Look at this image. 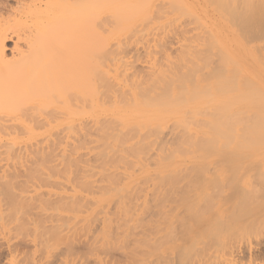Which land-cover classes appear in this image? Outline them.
<instances>
[{
  "label": "rangeland",
  "instance_id": "rangeland-1",
  "mask_svg": "<svg viewBox=\"0 0 264 264\" xmlns=\"http://www.w3.org/2000/svg\"><path fill=\"white\" fill-rule=\"evenodd\" d=\"M121 2L122 0H0V51L4 49L3 55L0 54V264H137L139 260H135L134 250H137L135 247L138 242L143 241H148L147 245L153 246L154 243V246L160 245L164 249L157 256L139 255L146 259L148 264H218L219 256H226V253L229 255L230 249L233 250L231 253L236 264H264V229L261 227L255 230L252 228L253 231L247 233L250 237L246 234L234 236L227 241L225 248L222 246L219 249L204 237L209 225L205 223L198 229L194 219L190 220L186 209L177 201V196L169 201L170 203H165V211L170 208L174 217L170 224H164L165 220L161 219L162 210L156 205V176L143 180L140 177L144 168L155 166L156 156L161 149L174 144L178 136L173 124L168 125L154 147L148 150L147 156H143L144 167L138 164L134 167L133 164L136 165L137 161L129 157L128 164L121 162L125 165L120 163L119 168L116 166L122 154L119 152L118 159L115 154L117 160H111L117 169L113 168L109 161V164L105 162L110 158L102 163L104 167L99 161L96 149L99 148L98 140L102 136H97L99 132L95 130L97 128L94 123L87 124L88 131H75L77 136L73 131L70 133V129L65 126L55 127L53 117L54 106L58 101V93L55 92L58 91L55 89L58 83L62 84L65 80H68L65 83L71 82L70 80L77 78L87 79L89 76L101 82L100 80H107V75L110 74L113 78L118 76L121 85L125 86L123 79L131 84V79L134 81L149 77L161 68L165 70L170 64L169 57L173 60L184 50L180 51L183 46L169 37L168 30L157 28L154 21L155 25H150L152 28L140 24L141 26L137 27L135 32L129 33L131 35L128 34V37L122 30ZM195 26L187 25L186 31L192 27L199 29ZM199 32L192 30L190 34L189 31L187 37L192 38L193 34ZM195 36L197 35L193 37ZM131 38L133 39L130 40ZM186 49L185 51L188 50ZM59 62L62 64L59 65ZM84 63L86 66L89 63L90 69L89 65L81 66ZM88 69L91 72L93 70L94 78L90 71L87 76ZM67 71L69 74L75 71V74L69 76ZM82 71L85 75L81 74ZM78 73L81 74L80 78ZM83 75L87 78H83ZM44 80L50 85L45 83L46 86H43ZM56 81L59 82L55 83ZM121 85L116 87L115 92L120 90L118 87ZM122 91L129 93L126 87ZM47 97L51 99L46 100ZM111 101L114 99H106V103ZM28 129H34L38 133L32 131L38 135H34L33 139L29 138L30 134H25L26 130L30 132ZM69 134L74 135L73 138ZM84 136L87 137L84 139ZM78 145L83 150L78 148ZM73 149L77 152L74 153ZM49 155H53V158ZM69 158L76 163L69 161ZM214 166L215 163L211 165L210 175L215 172ZM101 167L105 171H112L111 173L116 171L114 177L117 175V178L113 181L119 184L109 181L110 184L107 179H103L104 176L100 174ZM46 168L53 175L46 171ZM66 168L73 170L69 172ZM79 168L82 170H78ZM85 168L89 170L83 171ZM88 173L92 175L89 176ZM83 175L90 183L81 181L85 180L82 179ZM130 176H133L132 180H129ZM259 177L258 173L254 174L253 180L258 181ZM135 180L140 185H135ZM131 181L133 183H130ZM125 182L128 183L127 187H130L128 195L131 198L127 195V200L118 201L113 184L121 187ZM107 184H110L109 187ZM229 184L226 183L225 189ZM261 187L264 192V186ZM112 191L116 197L112 195L115 198L110 196L107 203H101L104 198L101 197L111 195ZM226 191L222 206L227 211L231 201L236 198V192L230 188ZM227 221L220 219L223 224H227ZM260 221L261 215L257 217L256 222ZM105 224H110L109 230H104L107 229ZM106 234V238L109 235L107 240L104 237ZM201 234L203 235L200 237ZM191 239L193 242L190 244L188 242H191ZM187 244L190 246L187 247ZM140 248L137 251L141 252ZM237 248L238 250H235ZM234 252L237 254L235 257ZM239 256L242 260L239 258L241 261L237 262Z\"/></svg>",
  "mask_w": 264,
  "mask_h": 264
},
{
  "label": "bare ground",
  "instance_id": "bare-ground-1",
  "mask_svg": "<svg viewBox=\"0 0 264 264\" xmlns=\"http://www.w3.org/2000/svg\"><path fill=\"white\" fill-rule=\"evenodd\" d=\"M120 11L122 30L126 35L135 32L137 27L141 25L150 26L155 25L154 22H156V27H160L159 29H162V31L163 29L168 30L169 37L184 47H181L180 51L184 50L179 53L178 57L174 58L175 60L173 59L174 61L172 58L170 59L171 56L169 57L168 60H170L171 65L166 66L168 68L165 70L161 68L159 71H154L149 77L146 76L148 78L141 77L134 81L131 79V84L126 83L123 79L125 86L121 85L118 76L113 75V78L110 74L107 75L105 81L104 79L103 81L100 80L101 82L97 79H91L90 74L88 75L90 71L89 63H87L89 69L86 74L90 78L84 76L85 72L82 71L81 74H84L82 77L87 79L77 78V80L75 77L73 78L74 81L70 80L71 82L65 83V81H68L65 80L62 84L56 81L55 83H58V85L55 89H58V91L55 92L58 93V96L53 91L58 100L56 105L54 104L56 106H54L55 116L53 117L55 127L65 126L70 129V133L71 131L74 133L77 130H87V126L92 122L97 128L95 130H98L99 134L101 133L97 136H102L100 140L97 139L100 144H98L99 148L96 149L101 164L108 158L110 159L105 162L109 164V161L112 164V158L117 160L120 156L118 153L121 152L117 165L113 164L118 166L123 162L127 165L129 157H133L137 161L136 165L133 164L136 167L137 164L142 165L143 156H147L148 150L154 147L158 137L171 123L176 130L177 139H174V144L167 147L162 146V148H166L161 149L158 156H156L157 158L155 157L156 164L153 168L146 167L143 169L144 165H142L143 171L140 177L143 180V178L149 176H156L157 182L154 183L156 184L154 187L157 194V204H154L161 208V219L165 220L164 224H168L174 217V215H171L170 208L169 211H165V208H167L165 203L174 200L177 196V201L186 209L188 216L191 218L189 219H194L198 229H200L199 226L205 223L209 225L204 237L216 244L219 249L226 246L227 241L234 236L245 234L248 236L247 233L253 231V229L255 230V228L260 229L261 227L264 229V192L261 187V185L264 186V0H122ZM189 22L199 28L189 27L188 32L190 31V34L192 30L200 31L193 34V36H197H192V38L187 37L186 28L187 25H191ZM2 51H0V54ZM154 53L156 54V52ZM60 62L59 65L62 64ZM88 65L86 66V63H84L81 66L88 67ZM80 70H76V72ZM92 72L89 73L93 76L94 72L93 74ZM73 74H75V71ZM73 74H69V76ZM55 78L53 81H55ZM46 84L50 85L49 83ZM46 84L43 86H46ZM118 85H121L118 87L120 90L115 92ZM125 87L129 90L128 94L122 91ZM43 89L46 92L45 87ZM53 94L52 96H54ZM50 97H47L46 100ZM106 99H114V101L106 103ZM44 123L46 122L44 121ZM28 130L30 132L26 130L25 134L28 133L27 136L30 134L29 138L33 139L38 135L36 134L38 132L34 129ZM93 134L91 135L93 136ZM74 135L76 134L74 133ZM73 136L71 137L73 138ZM87 136H84V139ZM77 142L79 143V141ZM83 143L82 145H84ZM114 155L117 156V159ZM49 156L53 158V155ZM74 161L71 160V162ZM132 161H130L131 164ZM123 163L121 165H125ZM214 163L216 164L213 168L215 172L210 175V168ZM43 164L45 163L43 162ZM113 164L111 166L116 168ZM51 166L54 167V165ZM129 167L133 170L131 165ZM97 168L99 169V167ZM67 170L70 172L73 169ZM74 170L76 171V169ZM85 170L89 169H83V171ZM100 171H102L100 174L104 176H102L103 179H107L108 183L114 182L113 179L117 178V175L116 178L114 177L116 171L111 173L112 171H105L104 168ZM257 173L260 177L258 181H255L253 180L254 174ZM91 175L89 174V176ZM84 176H82V179H85ZM65 177L67 178L66 173ZM129 178V180H132L133 176ZM136 180L134 181L135 185H140ZM81 181L84 182L86 179ZM88 181L90 183V180ZM88 181L86 182L88 183ZM227 182L230 183L227 188L236 192V198L231 201L229 209L226 211L223 207V199H225L224 196L227 192V188L225 189ZM117 184L119 183L117 182ZM113 185L111 186L116 189L117 197L113 191L111 195L103 194L104 196L101 198H104L101 203H107L112 195L118 198V201L125 200L130 193V187H127L128 183L126 182L121 187ZM110 188L109 192L111 191ZM142 191L144 192V189ZM139 193L137 194L139 195ZM64 199L66 198L64 197ZM123 202L122 205H124ZM120 207L122 208V206ZM211 214H214V216H210ZM128 215L130 216V214ZM260 215L261 221L256 222L257 217ZM220 219L228 220L227 224L221 223ZM137 221L139 222V220ZM105 225H107V229L104 228V230H109L110 224ZM134 226H136L135 223ZM197 233L200 234V232ZM106 236L107 234L104 237L106 238ZM108 237L104 239L107 240ZM242 238H245V236H242ZM191 240L188 243L191 244L193 239ZM143 242H141L142 244L140 242L137 245L135 244V249L138 250L141 247V252L134 250L136 254H133L135 260L137 258L139 260L137 264H148L147 260L139 255L157 256L158 253H162L164 250L160 245L154 246L153 243V246H151L147 245L148 241L147 243ZM242 242L245 244L244 239ZM190 244H187V247ZM258 244L260 245V243ZM187 247L186 251L189 250H187ZM231 250L228 252L229 255L226 253V256H219L218 264H236ZM235 250H238V248ZM235 256L237 254L234 252ZM239 258L242 257L239 256L237 262Z\"/></svg>",
  "mask_w": 264,
  "mask_h": 264
}]
</instances>
